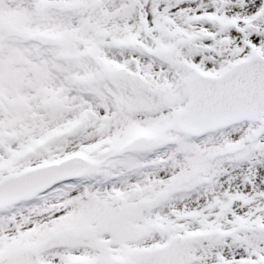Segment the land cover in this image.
Returning a JSON list of instances; mask_svg holds the SVG:
<instances>
[{
    "label": "snow or ice",
    "instance_id": "snow-or-ice-1",
    "mask_svg": "<svg viewBox=\"0 0 264 264\" xmlns=\"http://www.w3.org/2000/svg\"><path fill=\"white\" fill-rule=\"evenodd\" d=\"M0 264H264V0H0Z\"/></svg>",
    "mask_w": 264,
    "mask_h": 264
}]
</instances>
